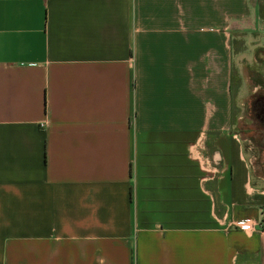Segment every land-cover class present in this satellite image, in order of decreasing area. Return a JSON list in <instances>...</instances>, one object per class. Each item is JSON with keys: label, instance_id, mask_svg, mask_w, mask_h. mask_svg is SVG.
I'll return each mask as SVG.
<instances>
[{"label": "crops", "instance_id": "obj_1", "mask_svg": "<svg viewBox=\"0 0 264 264\" xmlns=\"http://www.w3.org/2000/svg\"><path fill=\"white\" fill-rule=\"evenodd\" d=\"M258 59L264 0H0V264H264Z\"/></svg>", "mask_w": 264, "mask_h": 264}, {"label": "rangeland", "instance_id": "obj_2", "mask_svg": "<svg viewBox=\"0 0 264 264\" xmlns=\"http://www.w3.org/2000/svg\"><path fill=\"white\" fill-rule=\"evenodd\" d=\"M262 57V54H260ZM242 73L246 75V83L241 85V102L233 114L234 128L246 129L253 134L251 147V163L256 173L264 175V101L260 95L264 94V60L256 63H242ZM236 77L234 78V81ZM252 87H255L253 90ZM259 106V107H258ZM263 107L260 112L259 108ZM250 131V132H248ZM256 143V145H255Z\"/></svg>", "mask_w": 264, "mask_h": 264}, {"label": "built area", "instance_id": "obj_3", "mask_svg": "<svg viewBox=\"0 0 264 264\" xmlns=\"http://www.w3.org/2000/svg\"><path fill=\"white\" fill-rule=\"evenodd\" d=\"M235 226L240 229L252 231L254 229H258L260 231L264 230V222L263 220H253V219H242L235 222Z\"/></svg>", "mask_w": 264, "mask_h": 264}]
</instances>
